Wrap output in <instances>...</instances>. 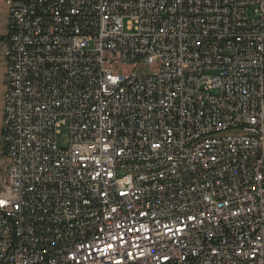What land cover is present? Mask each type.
Segmentation results:
<instances>
[{"label":"built area","instance_id":"built-area-1","mask_svg":"<svg viewBox=\"0 0 264 264\" xmlns=\"http://www.w3.org/2000/svg\"><path fill=\"white\" fill-rule=\"evenodd\" d=\"M3 2L0 264H264V0Z\"/></svg>","mask_w":264,"mask_h":264},{"label":"rangeland","instance_id":"rangeland-1","mask_svg":"<svg viewBox=\"0 0 264 264\" xmlns=\"http://www.w3.org/2000/svg\"><path fill=\"white\" fill-rule=\"evenodd\" d=\"M7 31H8L7 8L3 0H0V39L6 35ZM127 70L132 71L134 70V68L129 67L127 68ZM5 73H6V62L4 56L0 52V182L6 176V171L8 169V160L5 157L3 151V137H2ZM69 142H70L69 131L68 129L63 128L60 132V135L58 136V143L60 148L66 149L69 146Z\"/></svg>","mask_w":264,"mask_h":264},{"label":"trees","instance_id":"trees-1","mask_svg":"<svg viewBox=\"0 0 264 264\" xmlns=\"http://www.w3.org/2000/svg\"><path fill=\"white\" fill-rule=\"evenodd\" d=\"M5 36L0 39V41L4 40Z\"/></svg>","mask_w":264,"mask_h":264}]
</instances>
